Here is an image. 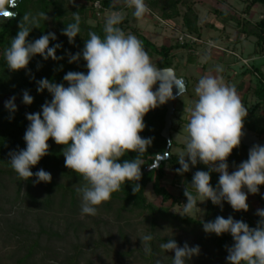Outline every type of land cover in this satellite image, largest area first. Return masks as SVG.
Masks as SVG:
<instances>
[{"label":"clouds","instance_id":"1","mask_svg":"<svg viewBox=\"0 0 264 264\" xmlns=\"http://www.w3.org/2000/svg\"><path fill=\"white\" fill-rule=\"evenodd\" d=\"M126 7L132 8L133 16L142 19L149 11L145 0H124ZM16 0H0V18H15ZM44 12L32 16L26 13L19 23V31L4 51L8 69L19 71L27 68L33 56L39 54L45 60L58 59L56 49L60 44L49 47L55 34L42 35L34 42L27 37L33 27L39 28L40 20H48ZM124 19L120 11H110L103 28L104 37L89 32L82 51L86 61L87 74L68 72L63 79L68 86L42 79L38 82V92L45 89L52 95L51 102L42 105L40 112L27 114L30 121L25 134L26 149L11 152L10 166L19 178L26 181L33 177L30 170L42 157L48 155L49 139L63 146L65 167L74 171L85 182L77 188L81 196V215L95 216L98 207L110 201L112 194L121 190L126 182L140 181L141 157L152 144L151 138H143L145 115L167 101L174 99L173 86L179 89L178 95L186 91L182 78H177L174 69L159 68L145 51L142 42L133 34H126L118 25ZM74 23L68 24L62 34L71 43L80 33V15L74 13ZM81 53L70 56L69 62H77ZM223 69L217 66L219 73ZM158 84V88L154 86ZM197 99L186 109L188 122L184 149L177 159L180 165L176 171L183 175L198 161L208 166L209 171H196L192 182L185 187L187 202L183 204V215L190 217L201 211L198 202L211 200L222 207L227 201L235 211L249 209L247 192L257 194L264 185V146L253 145L248 159L243 161L231 174L228 171V157L241 144L244 136V120L248 109L244 106L234 85H228L220 76L206 74L196 85ZM15 97L6 102L5 107L16 111ZM33 97L23 93V103L30 105ZM172 147V141H169ZM134 152L132 160L121 158ZM164 157L171 156L165 152ZM187 158V159H186ZM190 162V164H189ZM157 164L150 165L156 169ZM211 172L219 173L218 186L211 185ZM36 183H50L51 174L43 169L35 173ZM140 190L137 183L133 193ZM193 190L195 194H193ZM261 217L256 228H250L243 221L231 216L216 217L214 221L202 222L206 233L217 236L230 233L234 245L228 248V264H264V209L257 210ZM142 248L146 255L152 254L149 242L151 234L141 235ZM164 251L174 252L172 264H186L199 254V246L189 247L187 243L179 247L174 239L162 243ZM159 264V262H158Z\"/></svg>","mask_w":264,"mask_h":264},{"label":"trees","instance_id":"2","mask_svg":"<svg viewBox=\"0 0 264 264\" xmlns=\"http://www.w3.org/2000/svg\"><path fill=\"white\" fill-rule=\"evenodd\" d=\"M96 1L101 4L100 15L104 14L105 11H122L125 8L124 5L115 4L114 0H85L81 3L77 2V0H22L17 6L18 15L13 20L0 23V214L2 215L10 212L9 209H6L9 203L13 205L26 204L33 211H42L43 214L61 213L64 210H68L74 215L81 213V196L77 192V188L81 187L85 182L77 173L65 167L62 153L63 146L57 145L54 140L49 139L48 155L42 157L40 162L30 169L34 175L26 181L21 180L11 168L9 153L26 149L24 134L30 125L26 115L37 112L42 115V105L52 100V95L47 89L43 92L37 91L38 82L42 79H48L50 82L63 84L67 87L68 82L63 77L68 72H83L87 74L86 61L83 60L82 51L85 41L90 38L88 34L89 32H95L101 38L104 37V22H97L96 25H92L86 20L88 13L98 16L95 8ZM194 2V0H149L148 6L151 12L157 14L169 24L174 25L180 21L181 28L184 30L183 33L199 39L202 35L203 25L200 24V16ZM255 5H261L264 9V0H248L244 13L249 14ZM209 11L217 19L215 24H209L215 30H223L226 24L231 21L237 23L239 37L236 39V43H239L242 38H255V48L251 56L255 55L258 58H255L257 60L254 63L251 61V63L247 64L240 73L242 79L235 88L236 91L244 94L245 98L252 96L254 99V102L249 107H246L248 114L244 120V127L264 138V114L261 113V108L264 106V73L262 72L264 67V14L259 20L252 21L248 18L241 19L231 11L223 8L212 7L209 8ZM40 12L47 14L49 19L46 21L40 20L39 28L33 27L27 40L28 42H34L42 35L55 34L56 39L50 40L49 47H54L56 44L61 45L60 48L56 49L58 59L53 60L49 57L45 60L41 55L37 54L32 57L27 68L19 71L9 70L4 51L10 46L12 38L19 31L18 26L22 17L26 13L36 16ZM74 13L80 15L81 30L79 35L70 43L68 37L63 35L62 32L68 24L75 22ZM118 27L125 33L126 30H129L131 34L136 35L150 58L156 57L158 59L156 66L159 68L170 67L176 72L178 71L179 67L176 68V55L174 53L177 49L187 52V65H200L198 64L196 48L201 43H192L189 39H185L183 42L165 43L157 46L145 33L137 27H132L128 17L123 19ZM77 53H81L79 61L70 63V56ZM240 57L247 59L242 55ZM219 62H222V60H217L212 65L203 64L204 71L216 70ZM223 63V70L219 73L217 72L220 77L224 76L226 68L229 67L228 64ZM184 77L188 79L187 76ZM156 88H158V84L154 86L153 90H156ZM24 91H27L33 97L32 104L26 105L23 103ZM12 97H15L16 111L14 112L5 107L6 102ZM242 103L245 106L244 100ZM165 113L166 109L163 106H159L157 109L150 110L144 117L146 127L140 135L143 138H151L152 144L141 157L144 164L141 166L142 176L140 181H130L122 185L120 191L112 194L110 201L102 203L98 207L97 215L95 216H111L117 222L125 223L128 226L133 224L134 218H137L140 225L149 226V234L153 236V240L149 242L152 254L146 255L144 250H141V253L142 258L150 264H158V262L159 264L172 263L174 256L171 259L166 255L167 251L160 248V245L166 243L169 239H174L179 247H183L185 243L189 247L199 246V254L194 256L196 259L189 260L187 264H228L226 259L228 248L234 245L231 234L223 233L217 236L215 233H206L203 230L202 222L214 221L218 216L224 218L231 216L234 220L247 223L250 228H256L261 217L250 213L248 202L249 209L245 212L242 210L235 211L227 201H222L221 207L214 205L211 200L201 203L205 210L202 218L182 216L183 204L187 202V198L184 195L185 187L189 185L190 188L196 171H209V168L198 162L188 172L180 175L176 171L180 168L177 159L178 155L172 153L170 149L171 156L168 160L163 161L158 169L144 172L145 167L151 165L155 157L165 151L167 141L161 136L165 123ZM173 144L174 141L172 140ZM249 150L242 144L233 150L227 161L229 173L235 171L243 161L248 159ZM136 155L134 152H129L121 158L120 162L132 160ZM40 169L51 174L52 180L50 183L35 182L37 180L35 173ZM168 170L174 172L173 182L180 184L178 194L172 193L163 184ZM210 175V183L213 188H216L220 174L211 172ZM137 183L140 185V190L137 193H133L132 188ZM149 185L152 186L155 195L162 197L163 203L170 201V205L157 206L148 202L146 189ZM243 190L246 192L247 188ZM262 190H264V185L260 186L259 192ZM193 194H195L194 190ZM175 205H181V212L172 211ZM261 205L262 209H264V199L261 201ZM35 222H37L35 226L26 221L25 223H20L19 221L10 222L8 233H6L7 241L11 242V239H14L19 244V248L7 255L10 259H15L12 263H6L8 257L0 253V264H51L49 262L40 263L36 257V251L41 244V236L44 234L49 239L53 237L61 239L62 234L57 228L53 229L52 225L47 224V222L44 223L41 218L35 219ZM171 228H178V230L185 233L184 235H188L189 238L183 240V236H178L176 232L170 234L168 230ZM163 233L164 235L162 236ZM96 244L102 245V253L104 255H110V249L107 244H104V241H98ZM75 250L76 252L73 256L66 258L65 264H79L83 251L77 250V248ZM169 252L174 253L172 251ZM121 255L125 256L124 253ZM216 256L221 259L218 262H213ZM88 264L94 263L88 260Z\"/></svg>","mask_w":264,"mask_h":264},{"label":"rangeland","instance_id":"3","mask_svg":"<svg viewBox=\"0 0 264 264\" xmlns=\"http://www.w3.org/2000/svg\"><path fill=\"white\" fill-rule=\"evenodd\" d=\"M85 0H77L81 3ZM148 1L145 3L148 6ZM195 8L200 16V24L202 27V35L199 38L201 44L197 45V55L198 64L200 65H187V52L181 49H177L174 53L176 55V68H178L176 75L187 76L189 79L188 92L180 96L175 100V114L176 119L173 120V125L171 128V137L174 141L172 145V153L178 155L179 151L184 149V139L186 133L183 131L185 125L188 122V112L187 108L193 105V102L197 99L195 95V87L198 84L199 79L206 75L212 74L217 75V71H206L202 73L200 71L201 65H212L217 60H222V62L217 63V66L223 68L224 63L228 64L230 67L229 73H226L222 78L224 82L231 85L234 81L235 76H238L244 68L247 66L243 63H238L239 59L234 55L237 52L245 58H250L251 54L254 52L255 38L248 37L242 38L239 43H236L238 36L239 27L236 22H229L226 24L224 29L215 30L209 26V24H215L217 19L214 15L210 13L209 8H223L231 11L235 15L239 16L241 19H251L252 21L259 20L263 14L264 9L261 5H255L249 14L244 13L248 0H194ZM115 4L124 5V9L120 11L124 19L128 17L132 27H137L143 33H145L148 38L157 46L163 44H173L179 42V37L184 30L181 28V22L177 24H169L162 20L157 14L151 12V10L142 18L137 19L133 16V9L126 7L124 0H114ZM149 8V6H148ZM110 11H105L104 14L94 16L92 13H88L86 20L89 24L96 25L97 22H104L106 16ZM130 33L126 30V34ZM134 35V34H133ZM136 36V35H135ZM137 37V36H136ZM202 40L204 41L202 43ZM213 44L214 46H210ZM258 58V57H256ZM152 62L156 64L157 58H151ZM249 63V62H248ZM264 73V67L262 68ZM225 74V73H224ZM241 101L244 100L245 107H249L254 102L252 96L244 97V94L238 93ZM9 101V100H8ZM261 113L264 114V106L261 108ZM187 159V158H186ZM199 162V161H198ZM190 164V162H189ZM190 164V168H192ZM232 172H230L231 174ZM174 172L168 170V173L163 180V184L175 194L179 193L180 184L174 183ZM248 195L247 202L250 205V213L255 215L257 210L262 209L261 201L264 199V190L257 194H251L246 191ZM146 197L148 202L154 203L157 206H168L169 202L162 201L161 196L155 195L152 186L149 185L146 189ZM197 207L201 209L199 212H195L192 216L197 218H202L204 215V207L201 202H198ZM6 209H9V213L0 214V253L4 256L10 254L11 251H16L19 248V244L11 239V242L7 241L8 226L10 222L19 221L31 223L32 226L37 225L35 219L41 218L44 223L52 225L53 229L59 230L62 234L61 239L51 238L49 239L47 235L41 236V244L36 251V257L40 263L49 262L51 264H65L66 258L73 256L77 250H82V258L79 260V264H88V260L94 264H150L148 261L142 258L141 250L142 242L140 240L141 235L149 234L150 228L146 225L142 226L138 223L137 218H134L133 224L128 226L125 223L117 222L111 216H89V215H74L68 210L63 212H55L52 214H43L42 211H33L29 205H13L11 203L7 204ZM172 211L181 212V205H175ZM7 214V215H6ZM75 229H77L75 231ZM36 231V230H35ZM170 234L176 232L178 236H183L182 239L186 240L189 238L188 235H184L182 231L178 228H171L168 230ZM167 232V233H168ZM158 235V233H156ZM164 233L162 234V236ZM105 239H104V238ZM9 240V239H8ZM31 242L30 239H28ZM104 241L109 247L110 255H104L102 250V245H97L96 242ZM181 247V246H180ZM102 253V254H101ZM121 255V254H123ZM128 253V254H127ZM168 257L174 256V253L169 251L166 254ZM101 257V258H99ZM172 259V258H171ZM196 257H192L190 260H195ZM221 258L215 257L213 262L220 261ZM173 260V259H172ZM14 258H9L6 263L14 262ZM189 260H186V264ZM172 264V263H171Z\"/></svg>","mask_w":264,"mask_h":264},{"label":"water","instance_id":"4","mask_svg":"<svg viewBox=\"0 0 264 264\" xmlns=\"http://www.w3.org/2000/svg\"><path fill=\"white\" fill-rule=\"evenodd\" d=\"M22 0H16V3H17V6L20 4ZM10 11L12 12H15L16 13V16L18 15V10H17V7L16 8H12L10 9ZM15 16V17H16ZM14 18L12 19H8V20H4L2 18H0V23H3L5 21H9V20H13ZM173 69V68H172ZM175 72V75H176V71L174 70ZM177 78H182L184 81H185V84H186V91L184 92L187 93V88H188V79L184 76H177ZM178 92H179V89L176 85L173 86V96L175 97L174 99H171L169 101H167L165 104L161 105L163 106L165 109H166V113H165V123H164V127L161 131V136L166 139L167 141V145H166V148H165V152H170V147H169V141H172V137H171V128H172V125H173V120L176 119V114H175V106H174V102L176 99H178L180 96L178 95ZM158 108V107H157ZM155 108V109H157ZM244 131V136L242 137V140H241V144L247 148H252L253 145H261V146H264V138H261L259 137L258 135L254 134L253 132H251L250 130H248L246 127H244L243 129ZM163 153V154H164ZM163 154H158L155 159L153 160V163H156L158 166L156 169H158L161 165V163L163 161H166L168 160V158L170 157H164ZM152 163V164H153ZM151 164V165H152ZM153 169H151L150 165H148L147 167H145L144 169V172H148V171H151Z\"/></svg>","mask_w":264,"mask_h":264},{"label":"built area","instance_id":"5","mask_svg":"<svg viewBox=\"0 0 264 264\" xmlns=\"http://www.w3.org/2000/svg\"><path fill=\"white\" fill-rule=\"evenodd\" d=\"M95 8H96V11H97V15H100V13H99V9L101 8V4H100L99 1H96V3H95ZM185 39H189L192 43H201V40H200V39H198V38H196V37H194V36H191V35H189V34H186V33H181V35H180V37H179V41L183 42ZM202 42H203V41H202ZM209 45H210V46H214L213 44H210V43H209ZM234 55H235L240 61H242L245 65L249 64L248 62H249L250 60H248V59H243V58H241L239 55H237L236 53H234ZM263 57H264V55H263Z\"/></svg>","mask_w":264,"mask_h":264},{"label":"crops","instance_id":"6","mask_svg":"<svg viewBox=\"0 0 264 264\" xmlns=\"http://www.w3.org/2000/svg\"><path fill=\"white\" fill-rule=\"evenodd\" d=\"M237 55H239L237 52H235ZM240 56V55H239ZM257 56H255V55H253V56H251L250 58H247L248 60H250L249 61V63H251V61L254 63L257 59H255ZM220 60V59H219ZM238 63H243L242 61H238ZM244 64V63H243ZM203 65V64H202ZM201 65V68H200V71L202 72V73H205V71H204V68H203V66ZM230 67V66H229ZM229 67H227L226 68V70H225V74L224 75H226V73H229V71L231 70ZM223 77V76H222ZM221 77V78H222ZM234 78V81L232 82V84L231 85H234V86H236L240 81H241V79H242V77L240 76V74L238 75V76H235V77H233ZM223 79V78H222ZM226 83V82H225ZM227 84V83H226ZM237 93H240V92H238L237 91ZM241 94V93H240Z\"/></svg>","mask_w":264,"mask_h":264}]
</instances>
